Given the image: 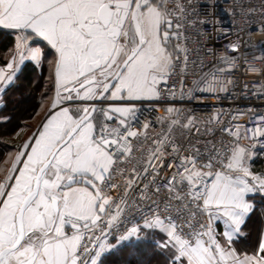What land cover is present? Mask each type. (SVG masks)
Instances as JSON below:
<instances>
[{
	"label": "snow or ice",
	"instance_id": "snow-or-ice-1",
	"mask_svg": "<svg viewBox=\"0 0 264 264\" xmlns=\"http://www.w3.org/2000/svg\"><path fill=\"white\" fill-rule=\"evenodd\" d=\"M185 11L181 0H0V32L13 37L0 90L25 62H47L53 93L0 179V264H264V208L251 250L237 247L264 205L253 146L223 123L193 141L197 117L168 103L227 91L222 77L241 60L264 75V50L249 60L237 37L223 67L185 85ZM259 11L264 36V2ZM161 101L150 134L145 103ZM251 131L264 135V123Z\"/></svg>",
	"mask_w": 264,
	"mask_h": 264
},
{
	"label": "built area",
	"instance_id": "built-area-1",
	"mask_svg": "<svg viewBox=\"0 0 264 264\" xmlns=\"http://www.w3.org/2000/svg\"><path fill=\"white\" fill-rule=\"evenodd\" d=\"M262 2L264 0H181L186 9L185 19L181 21L184 25L182 31L188 37L185 43L189 49V75L185 85H190L191 80L199 77L203 72L210 71L213 65L223 67L224 65L218 59L219 54L223 51L231 53L232 50L227 48V44L237 37L246 42L241 50L247 54L249 60L253 56L260 55L264 50V45L260 43L264 40V36L257 29ZM250 7L256 8L257 11L246 15ZM224 29L231 31L225 35ZM173 43L175 44L176 41L173 40ZM256 64L257 67H261L259 61H256ZM246 68L247 66L241 60L234 71L223 75V79L231 78L232 80L225 92L198 90L195 96L199 99L190 100L187 97L180 99L177 95L175 100L169 99L168 103L184 110L190 109L191 114L197 117L201 131L197 134L193 128V141L219 137L221 133L218 130L212 136L208 134L207 129L209 127L218 129L220 123H223L225 127L230 125L232 128L240 125V143L253 146L252 150L255 153L253 160H259L264 171V135L252 138L251 131L257 124L264 123L255 118L257 114L264 115V75L249 73ZM178 71L179 69L173 74L169 88L172 82L178 81ZM184 91H187V87ZM177 92H179L178 83ZM165 107L167 104L163 101L155 105L157 110H152L149 104L145 103L141 124L145 119L153 122V127L149 129L150 134L159 130L160 125L155 123L156 118L163 114L162 110ZM240 113L243 115H239ZM217 114H219V121L215 119ZM209 119L213 120L212 124L207 123ZM133 126L139 127V125Z\"/></svg>",
	"mask_w": 264,
	"mask_h": 264
},
{
	"label": "trees",
	"instance_id": "trees-1",
	"mask_svg": "<svg viewBox=\"0 0 264 264\" xmlns=\"http://www.w3.org/2000/svg\"><path fill=\"white\" fill-rule=\"evenodd\" d=\"M12 44V35L0 32V65L4 64L5 54L8 48L12 47ZM48 77L49 67L43 66L39 70L35 65L26 63L13 85L2 97L0 107V169L4 171H0V179L11 167L12 158L17 150L16 145L28 138L44 116V110L47 109L53 94ZM42 104L44 109L41 108ZM18 132L19 135H17ZM17 136H20L18 137L20 139L16 140ZM262 208L264 205H257L256 213L252 215L245 228L248 236L238 243L237 247H247L251 250L256 241L257 229L260 226Z\"/></svg>",
	"mask_w": 264,
	"mask_h": 264
},
{
	"label": "crops",
	"instance_id": "crops-1",
	"mask_svg": "<svg viewBox=\"0 0 264 264\" xmlns=\"http://www.w3.org/2000/svg\"><path fill=\"white\" fill-rule=\"evenodd\" d=\"M174 44V43H173ZM5 62H6V58H5ZM4 62V63H5ZM26 63H31V62H25V64ZM24 64V65H25ZM32 64V63H31ZM24 65H22L21 66V69L19 70V72L17 73V75H16V78H17V76L20 74V72H21V70H22V68H23V66ZM34 65V64H33ZM43 66H47L48 67V64H47V62H45L41 67H37L39 70H41V68L43 67ZM16 78L14 79V81L16 80ZM13 83L14 82H12L11 84H9V85H7V86H2V90H0V107H1V105H2V103H1V101H2V97H3V95L5 94V92L13 85ZM17 139H20V138H16V140ZM252 167H253V170L254 171H257V172H259V171H262V167H261V163H260V161L259 160H257V159H255V160H253V162H252Z\"/></svg>",
	"mask_w": 264,
	"mask_h": 264
},
{
	"label": "rangeland",
	"instance_id": "rangeland-1",
	"mask_svg": "<svg viewBox=\"0 0 264 264\" xmlns=\"http://www.w3.org/2000/svg\"><path fill=\"white\" fill-rule=\"evenodd\" d=\"M30 96V94L28 95V97ZM34 121H35V119H34ZM34 123V122H33ZM18 137H20V136H17L16 138H18Z\"/></svg>",
	"mask_w": 264,
	"mask_h": 264
}]
</instances>
